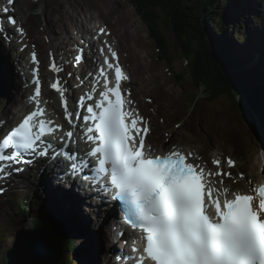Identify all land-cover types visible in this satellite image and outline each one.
I'll return each mask as SVG.
<instances>
[{
  "label": "snow or ice",
  "instance_id": "6c2138e0",
  "mask_svg": "<svg viewBox=\"0 0 264 264\" xmlns=\"http://www.w3.org/2000/svg\"><path fill=\"white\" fill-rule=\"evenodd\" d=\"M8 20L16 23L14 17ZM18 31L23 34L22 28ZM109 51L117 59V53ZM83 59L82 55L75 57L77 62ZM31 60L37 65L32 70L35 89L30 97L36 108L0 140V179L24 170L13 165H30L36 158L49 157L53 146L44 138L62 130L61 125L44 118L46 109L40 106L41 80L35 52ZM104 63L107 69L114 68L115 85L109 86L108 73L101 67L99 75L104 78L105 90L99 92L100 99L86 94L77 101V108L86 107L87 114L71 109L59 80L50 87L59 93L64 119L71 126L60 137L64 142L60 152L77 142L76 118L85 121L83 136L90 145L79 165L74 162L76 153L67 156L72 161L67 171L75 176L78 166L90 168L93 176L84 179L98 183L97 191L114 190L112 199L120 202L124 219L141 233L142 251L133 246V255L117 259L133 264H264V184L255 188L249 184L248 194L232 192L223 186L222 179L232 173L220 168L219 159L212 161L218 168L213 173L193 162L191 152L185 154L175 146L164 155L151 156L145 150L143 134L149 131L146 122L134 109L127 108L131 101L122 98L121 80L128 77L118 62L113 65L105 59ZM49 68L53 72L62 70L55 62ZM86 100L94 103L86 105ZM141 123L145 124L142 129ZM25 155L32 159H23ZM51 158L57 160L59 154L53 150ZM89 158L95 159V165ZM227 165L232 168L235 162L229 158ZM240 176L243 178L242 173ZM212 177L221 179L214 181ZM217 183L221 187H216Z\"/></svg>",
  "mask_w": 264,
  "mask_h": 264
},
{
  "label": "rangeland",
  "instance_id": "374dc122",
  "mask_svg": "<svg viewBox=\"0 0 264 264\" xmlns=\"http://www.w3.org/2000/svg\"><path fill=\"white\" fill-rule=\"evenodd\" d=\"M241 1L242 0H232L230 10H228V13L232 15V18H224V21H221L223 23L222 29L220 28V30H222L223 34L225 35V37H222L220 40L222 47L225 49V51H228L231 56L234 54L235 59L238 61L242 59V54L245 53L244 47L248 44H244V42L240 39H243L247 34L246 39L250 41V32L253 33L256 28L259 29L261 25H264V15L262 11L257 10L258 8L252 4V1L250 2L249 0H244L245 2L249 1L251 7L247 9V12H245L246 14L240 15L243 10L238 12L240 10L237 8L236 4L241 3ZM16 2L17 7L15 12L17 20H20L26 29L28 39L30 40L29 43L33 44L31 47H35L39 51L40 57H43V52L40 51L41 47L44 46L49 49H54L56 57L58 56L62 60L60 67H62L64 70L59 72L66 71L68 73H65V76L67 75V77H65V85L68 84L65 86V92L68 97V101H70V98H72L73 105H75L74 97L76 99L78 96H80L78 89H80V92H86L90 88L89 85L85 83L90 75V73H88V62L84 61L83 63H79L75 60L77 55H83V53L79 52L78 48L82 42L77 39L79 35L76 34L75 24L72 22L74 15L70 14L74 6L77 7L75 16L80 15L78 17L80 20H83V13L87 12L88 8H92L96 21L110 30L108 31V35H111V32H114V36L111 38V40L116 45V50L114 51L118 55L117 61H119L118 63L121 67L122 65H125L127 69L129 68L132 72V76H127L128 78L125 85L123 86L127 93L130 94L133 107L138 109L142 116H144L146 123L150 127L151 134L149 135L147 142L149 143L150 150H152V154H165L172 150L173 146H175V148L179 149L185 154L191 152L193 154L191 158L193 161L201 164L205 168H209L213 173L216 172L218 168L212 163V161L213 159H219L222 161L220 168L225 172L232 173L231 177H222L224 182L223 186L229 188L233 192L246 191V187H249V184L253 186L254 182H258L260 180L259 177L261 175L264 176V117L260 120L261 129L256 127V135L253 129L248 126L246 122H244L238 111L230 104L232 101H229V98L222 97L220 99V105L223 108H220L213 113L204 99H200L202 100L200 103V100L196 102L197 105L194 106L192 111L190 109L188 100L190 93L194 91L192 85H190L189 82H186V84L182 87H176L175 85H172L173 80L176 78L174 75H176L178 72L185 71L184 67L186 64L184 59L179 56L177 60H175V65L172 66L170 71L167 69V67H164L160 64L159 60L156 58L158 52L157 48L153 46V43L148 36L147 29L136 17V15L133 14L134 10L126 2V0H16ZM254 3L257 2L254 0ZM262 3H264V0H262ZM182 4L184 5L185 2H182L181 5ZM234 13L235 15L238 13L239 17L235 18V15H233ZM206 18L210 23H212L211 16ZM217 20H214L213 22L218 23ZM241 24H244L243 26L246 28L241 30V33L238 32L237 28H233L234 30H232L234 25L240 26ZM9 29H11V26ZM97 32L98 31H94L96 34ZM7 33L8 34L6 37L8 38L10 37V32ZM99 33L100 32L97 34L98 36ZM14 37L15 34H13V38ZM53 39H55V41ZM93 39L94 41L96 40L95 38ZM13 42L14 41L12 40V43ZM54 45L58 47L57 50L54 48ZM19 47L20 45H18L16 42L15 48L18 52ZM98 49L101 58L103 55L101 53L102 47L98 45ZM4 50L3 42L1 41L0 65L2 62L3 64L5 63L2 61V55L5 54L3 53ZM19 53L25 57L26 60H28L27 51ZM6 57L10 59L11 65L13 67L11 58L7 54ZM84 59H87V57H84ZM89 59L91 61H95L94 58ZM42 60H44V63L46 62L45 59ZM261 60L264 61V58H261ZM102 62L103 60H101V63ZM249 62L251 61L245 60L240 63L245 65ZM249 66H251V64H249ZM47 73L50 75L49 71H47ZM69 73L71 75H69ZM255 76L258 78L257 81H259V74L256 73ZM263 76L264 75L260 76V88H263L264 90V87H262V85L264 86ZM63 80L64 79H62V82H64ZM47 82L48 80L44 83L46 84ZM5 88L6 90L13 91L12 87L9 88L7 86ZM51 91L52 90L46 91L47 95H45V97H48V99H51L50 97L55 94L54 89L52 92ZM2 96H4V91L0 92V111H2L5 108L4 106L8 104V101L3 99ZM258 96L261 107L257 106V108L262 110L264 113L262 91L258 93ZM21 105L25 106L24 102ZM21 110L22 109H19L18 112L16 110L17 113H13V123L15 122V119L18 117V115L24 113V111ZM221 113L229 117L227 118L226 116L219 115ZM217 115H219V117ZM220 117L224 118L225 121H223ZM9 118L11 119V117ZM227 120H230L231 124L226 123ZM6 121V116L0 117V125L4 124ZM214 121L216 122L217 126L223 127L222 130L215 129L214 125L216 124ZM8 126L10 125L5 126V128ZM230 126L232 129L229 131L228 129ZM5 128H2V130ZM214 130H216L217 133L214 132ZM225 134L227 136H225ZM236 148L238 151H240L239 156H237L236 152L234 151ZM229 158L235 162V166L232 168H229L227 165V159ZM246 158L247 162L244 161ZM238 159L240 161H238ZM45 173L47 178L48 173ZM241 173L243 174V178L240 176ZM26 179L27 177L24 179V181ZM212 179L214 181H219L221 178L212 177ZM33 182V186L38 188L37 192L34 190L26 191L24 187H28L27 185ZM21 185L22 184L20 183V185L14 188L6 198H0V264H3L2 258L4 249L11 244L10 242L13 241L12 238L14 237V231H18V229L14 228V224L22 222L23 216L19 210V207L26 204L24 198L27 194H33L32 202H34L33 206L31 205L29 208L30 213L28 218H31V216L33 217L39 213L37 209H35L39 208V205L49 204L48 202H45L47 199L51 200V205L53 204L51 207H59V201H55L48 194L44 195V192H42L44 191L43 188L38 186V178H33L24 187ZM216 187L219 188L221 185L217 183ZM64 193L65 195H70L66 191H64ZM83 206L85 207L84 204ZM45 211L48 219H50L49 208H46ZM83 211L84 212L79 211L81 217L82 213L87 217L90 215L94 216V213L89 209L85 208ZM102 213L103 212L101 211L99 214L102 216ZM104 218L105 216H102L103 222L100 226L98 224L100 223L98 219L94 220L90 218L88 224L85 225L87 230L84 235L78 239L76 237V240H79L78 246H81L83 249V258L81 260L82 264H92V259H90L89 254L91 253V250L94 252L96 249V238L94 237V234L98 231L96 228H99V231H102V235H104V232L107 231H103L104 226L106 225ZM53 219L58 220V218L55 217H53ZM30 220L31 219L27 220L26 225L31 229L40 226V223L38 225L35 224L32 226ZM14 221L16 223H14ZM59 222L63 224V226L60 225L61 227L68 229L67 225H65L61 219H59ZM79 225L82 226V223ZM83 228L84 227H82V229ZM73 234L75 235L74 232ZM108 236L109 233L107 234L106 238ZM72 239L74 240V238ZM72 239L69 238L68 241L71 242ZM41 242L42 243L33 242L35 247L32 249L35 250L40 245L45 246L47 240ZM102 243L104 244V247L102 250L100 248V257H96V259L94 258L95 264H104V260L107 257V250L109 246L105 240ZM46 246L51 248L48 243H46ZM44 250L46 253H49L50 251L46 247H44ZM99 253H96V256ZM66 258H68V256L62 254V260Z\"/></svg>",
  "mask_w": 264,
  "mask_h": 264
},
{
  "label": "bare ground",
  "instance_id": "6f19581e",
  "mask_svg": "<svg viewBox=\"0 0 264 264\" xmlns=\"http://www.w3.org/2000/svg\"><path fill=\"white\" fill-rule=\"evenodd\" d=\"M204 1L205 2H210L211 4H213L215 6V8H217V11L219 13H221L224 18H227V19L228 18H230V19L232 18V15L228 13L229 12L228 10H230V7H231L232 0H229V1H225V0H204ZM249 1L250 2L252 1V4L255 5V7H257V8H258L259 4H260V6L263 4L262 3V0H255L257 3H254V0H249ZM249 1L248 2H245L244 0H242L241 3L236 4L237 5V8L240 10L238 12H241L243 10V12L240 15L246 14L245 12H247V9L251 7ZM126 2L133 8V10H134V13L133 14L136 15V17L145 26V28L147 29V32L149 33L147 26L144 24V21L141 18V17H144V14L143 13H139L137 11V9L134 8L135 6H134V4L132 2H128L127 0H126ZM185 5H187V4L185 3ZM79 6H81V5H79ZM195 6H197V5H195ZM197 7H199L201 9L200 6H197ZM205 8H206L207 11L209 10V13L210 14L213 13L207 6ZM76 12H77V7H74L73 6V8H72V10L70 12V14H73L74 15V17L72 18V20H73L72 22H74V24H75L76 34L79 35L77 37V39H79L82 42L81 45L78 48L79 49V52L83 53L84 57L94 58L95 61H93L94 62L93 64L96 65L95 62L96 63H99V60H100L99 59L100 58V52H99V49H98V45H100L102 47V51H101V53L103 54L102 56L108 55V53L105 54V51L103 52V47H105L106 44L109 45L108 46V50L109 49L116 50V48H115L116 45L111 40V38L114 36V32H111V35H108V31H110V30H108L105 26H103L102 24L98 23V21H96V18L93 15L92 8H88V11L87 12H84L83 11L84 12L83 13V20H80L78 18L80 15L75 16L76 15L75 14ZM154 15L157 16V17H160L161 12L158 9L154 8ZM233 15H235V13ZM236 17H239L238 13L235 15V18ZM216 18L217 17L215 16L214 17V20ZM5 20H4V22H5ZM238 22H242V21H238ZM231 25H232V23H231ZM263 26L264 25H261V27H259V29L256 28V30L254 32L252 30L253 33L250 32V35H249L250 41L248 39H246L247 38V34H246V36L243 39H240V36H239V39L242 40L244 42V44L248 43L247 44L248 46L247 45L245 46L247 48L244 47L245 53L242 54L243 55L242 56V59L239 60V62H243L245 60L251 61L249 63H246L243 66V67L247 68V69H244L243 71L244 72L245 71L246 72H248V71L250 72L252 79L254 78V80L256 82V86L259 87V91H262V93H263V101H264V90H263V88H260V80H261V77L260 76L261 75H264V72H263V70H264V61L261 60V58H264V28H263ZM7 27H8V31L10 32L9 33L10 34V38H11V41L9 42V44H10V43H12V40L14 41V38L15 37L13 38L12 29H9L10 28V25H7ZM218 27H222L221 24H218ZM233 28H237L238 32H240V33H241V30L246 29L245 26H242V24L240 26L234 25V27H232V30H234ZM101 29H103L104 31L101 32L100 31ZM94 31L100 32L99 33V36L97 35L98 32L96 34V33H94ZM218 31H220V29H213L214 35H217V32ZM150 32H152V31L150 30ZM223 37H225V35H223ZM93 38H95L96 40L94 41ZM19 39L20 38H18V40ZM53 40L55 41V39H53ZM104 40H105L106 44L102 42ZM1 41L2 40H0V42ZM2 42L4 43V41H2ZM34 43H35V40H34ZM38 44H40V43H38ZM14 45H15V43L13 42L12 43V47H14ZM32 45H33L32 43L31 44L29 43V46H32ZM76 45H77V43H76ZM54 48L56 50L58 49V47L56 45H54ZM248 49H249V52H248ZM40 51L43 52L42 53L43 54V57L41 56L39 58V64H41V67H42V69L40 70L42 81L46 82L47 80H49L50 78L52 79L53 77H57L58 78L59 72L57 73V72L49 71L50 75L47 73V71L45 70V67L43 66V61L44 60H42V59H45L46 60V62H45L46 64H47V61L50 64H51V62L52 63L55 62V64L58 66V63L57 62L59 60L58 59L55 60V55H56L55 54V50L54 49H49V48L43 46V47H41V50ZM3 53H5V54L2 55V61H4L5 63L3 64V62H2V64L0 65V92H3L4 91V96H2V98L3 99H6L8 101V104L4 106L5 108L2 111H0V117L1 116H6L7 117V122H5L4 123V126L1 127L0 132L3 131L2 128H5V126H7V125H10V126L13 125V122L12 121H14V119H13L12 116L14 115L13 113L16 112V110H17V112H18L19 109L24 110V108L26 106V103L24 102L25 106H22L21 105L23 103L22 102L23 101V97L25 95H28V93H27L28 88L29 89L32 88V85L28 81V73L25 74L26 64H24V66L22 67L23 70H24L23 74H22L21 71H18V69L15 67L16 68L15 70H17L19 74H22V75L25 74L23 78L19 79L18 76H16L15 71L13 70V67L14 66L12 67L10 59H8L6 57V54H7L6 53V50H4ZM56 53H58V52H56ZM225 53H229V52L228 51H225ZM19 55L21 56L20 53H19ZM21 57H20V59H21ZM231 58L232 59H230V61H229L230 63L233 60H235L234 54L232 55ZM184 61H185V59H184ZM21 62L23 63L24 60L21 59ZM26 62H27V60H26ZM0 63H1V60H0ZM12 63H13V60H12ZM185 64L187 65V62L186 61H185ZM249 64H251V66H249ZM101 66L104 68V66L102 64H101ZM123 66H124V75L125 76H130V75L132 76V72L130 71V69L129 68L127 69V67L125 65H123ZM85 68H86V66H85ZM184 68H186V67H184ZM105 69H107V68H105ZM10 72H12V73H10ZM88 73H90V70L88 71ZM256 73L259 74V81H257L258 78H257V76H255ZM247 76L248 75H246V77ZM66 77H67V75H66ZM109 77H111V76L109 75ZM91 81L94 82L96 80L95 79H91ZM25 82L27 83V85H25ZM109 82H111L110 79H109ZM198 84H199V81L197 79L192 80L191 83H190V85H192V87L194 88V90L196 89V87H197ZM67 85L64 84L63 85V88L65 89V86H67ZM172 85H173V83H172ZM7 86L9 88L12 87L13 91L12 90L11 91L10 90H6L5 87H7ZM99 86L100 85H98L96 88H98ZM262 87H264V86L262 85ZM50 90L53 91L52 88ZM91 90H89V91L90 92H93ZM54 92H55V94L50 97L53 100V103L46 104L47 105L46 106V109L47 110L49 109V111H50V115H51L50 116V120H55V122L54 121L53 122L55 124H57V125H61L62 130H66V132H67L68 130H70L71 126L68 124L67 120L64 119V117L62 118V115L64 116V112H63L61 106H59V101H60L59 98H60V95L56 91H54ZM78 92L80 93V96H85L84 93L80 92V89H78ZM44 93H45V95H47V92L45 90H44ZM68 93H69V91H68ZM14 96H15V98H14ZM221 96L228 98V94L227 95L226 94L225 95H221ZM8 97H10V98H8ZM45 99H48V97H45ZM198 101L199 100H197L196 102H198ZM201 101L202 100H200L199 103ZM68 102H69V105H70L71 109L73 111H77L75 105L72 104V98H70V101H68ZM196 102L192 106H190V109L192 111H193L194 106L197 105ZM75 103H76V101H75ZM209 106H211V103H209ZM9 117H11V119ZM220 118L224 121V118H222V117H220ZM76 119H78V118H76ZM214 120H215V118H214ZM214 123L216 124L215 121H214ZM214 126H215V129L216 130H220V129L222 130V128H223L222 126H217V124L214 125ZM231 129H232V127L230 126L228 130L230 131ZM62 130L59 131L60 135L63 134ZM216 130H214V132L217 133ZM225 136H227V135L225 134ZM60 144L61 143H58V145H60ZM221 165H222V161H221ZM45 175H46V173H43V174H41L39 176L37 174H35L34 178L35 177L38 178V186L41 187V188H43L44 191H42V192H44V195L45 194H48L55 201H57V202L59 201L58 202L59 203V207H56V206L51 207L53 204L51 205V200L50 199L49 200L47 199V200H45V202H48L50 205L49 204H43V205L41 204V205H39V208H35L39 212V213H37V215H35L33 217L31 216V218L29 217V218H27L25 220L23 218L22 219V222L17 223V224H14L15 225L14 228L15 229H18V231L22 235H28L29 233L32 232V229L29 226L26 225L27 220L28 219H31L30 221L32 223V226H34L35 225V222H38V221H39V223L40 222H47L49 219H48V217L46 215L45 209L46 208H49V212H50L49 218L52 220V223H54L57 226H59V224L63 226V224L59 222V219H61L62 222L65 225H67V228H68V229H65L63 227H59V228L56 227L55 228V229L58 228V232H59V234L61 236L60 237V239H61V247H62L63 244H70L71 243V244H73L76 247L82 248L81 246H78L79 245V242H78L79 240H75V239L73 240L72 238L77 237V239H78V237H81V235L86 232L87 229H86L85 225L88 224L90 218L91 219H94V220H97L98 219V221H100V223H98L99 226H100L101 223L103 222V220H102V216L99 213L101 211H103V212L106 211L105 208H104L105 205L104 204H101V203L93 204L92 202L95 201L94 200L95 198L93 199L92 197H88L85 194L75 193V194H73V196L62 195V194H60L62 192L59 191V190H63V188H61V186L65 187L66 185L64 183H62V182H58L53 177V175L51 173H48V176L52 179V181H54L56 183V184L53 183L54 184V187H55V190H53V188L50 185L51 182L45 180L46 179V176ZM32 176H33V174H30L29 173L28 178L25 181L21 182V184H22L21 186L24 187L29 181H31L33 179ZM257 176H258V174H257ZM259 178H260V180L258 182H262L264 180V176L263 175H261ZM258 182L256 183L255 187L257 186ZM57 184L60 185V186H58ZM33 185H34V182L31 183V184H29V185H27L30 188L29 187H24V188H25L26 191L27 190H34L35 192H37L38 188H35ZM26 191H24V192H26ZM58 191L60 193H58ZM243 193H245V192H243ZM246 193L247 194L249 193V189H248V192H246ZM27 200H28V198H27ZM83 204L85 205V207L83 206ZM85 208L91 210L94 213V216H91L90 215V216L87 217L86 215H84L82 213V217H81L79 211L84 212L83 209H85ZM109 208H110V206H109ZM65 214H66V216H65ZM53 217L58 218V220H54ZM33 219H35V220H33ZM67 219L68 220H72L74 222L73 228L77 231V232H74V233H75V235H78V236H75V235H73V234L70 233L69 226H68V222H66ZM114 220H115V217H113V220L112 221H114ZM14 223H16V222L14 221ZM80 223H82V226L79 225ZM2 226H4V225H2ZM82 227H84V228L82 229ZM110 227H111V223L109 221H106V225L104 226L103 231L107 230L109 232L105 231L104 232V235H102V231H99L100 230L99 228H96L99 231V233L97 231V233L94 234V237L96 238V249L94 248L95 249L94 252L91 250V253L89 254L90 259H92V264H95L96 257L97 258L100 257L99 256L100 255L99 252L104 247V244L102 242L104 240L107 241V242L108 241L110 242V239L109 238H106L107 234L108 233H111V231H112V229ZM68 230H69V232H68ZM103 236L105 237V239H104ZM69 238L72 239L71 242L68 241ZM32 239H33V241L38 242V243H41V241H43V238L39 237V234L32 236ZM50 242H51V240H47V243L48 244ZM100 248H101V250H100ZM60 251H62V254H64L63 248H60ZM127 251L130 252V250H127ZM96 253H99V254H97V256H96ZM66 256H68V258H69V255L66 254ZM82 256H83V252H82ZM68 258H66V259H68ZM111 259H112V257H110V259L108 260V262L105 260L106 261V264H112ZM93 261H94V263H93ZM74 264H77V261H75Z\"/></svg>",
  "mask_w": 264,
  "mask_h": 264
},
{
  "label": "trees",
  "instance_id": "16d2710c",
  "mask_svg": "<svg viewBox=\"0 0 264 264\" xmlns=\"http://www.w3.org/2000/svg\"><path fill=\"white\" fill-rule=\"evenodd\" d=\"M127 1L132 2L139 13L144 14V17L141 18L148 28V36L153 46L157 48L156 58L160 64L170 71L179 56L187 62L185 71L174 75L176 78L173 80V85L182 87L186 82L191 83L195 79L199 81L196 89L189 95L190 106L197 100L204 99L208 106L211 103L209 107L213 113L221 107V95L228 94L229 100L232 101L230 104L239 113L243 111L239 102L240 100L244 101L251 108V118L254 125L258 122L261 127L259 121L264 117V113L255 107V105L260 107L258 99L260 91L250 72L243 71L247 69L243 67V64L236 59L231 62L232 64L229 62L232 56L225 53V49L220 43L224 35L223 31L220 30L217 35H214L213 29H222V27H218V24L222 26L221 21H224V17L213 4L204 0ZM182 2L187 5H181ZM195 5L200 6L201 9ZM206 6L213 12L212 14L206 10ZM154 8L161 12L160 17L154 15ZM209 16L212 17V23L206 18ZM213 16L217 17L215 20L218 19V23L213 22ZM246 75L248 76L246 77ZM234 151L240 155L237 148ZM33 203L30 202L26 207L20 208L24 220L29 215L28 206H33ZM66 222H68L71 234L77 232L73 228L74 222L72 220L67 219ZM35 224L38 225L39 221ZM74 239L76 240V237ZM62 248L64 254L69 255V258L63 259L59 264H74L75 260L77 264H82V248L71 243L63 244ZM2 259L3 264H5V257Z\"/></svg>",
  "mask_w": 264,
  "mask_h": 264
},
{
  "label": "water",
  "instance_id": "95a60500",
  "mask_svg": "<svg viewBox=\"0 0 264 264\" xmlns=\"http://www.w3.org/2000/svg\"><path fill=\"white\" fill-rule=\"evenodd\" d=\"M239 104L243 111L238 113L241 115L244 122H246V124H248V126H250L257 135L256 127L259 129L261 128L258 125V122L254 125L251 118V108L242 100H240ZM255 107L257 108V105H255ZM220 108L223 107L221 106ZM219 115L226 116L227 118L229 117L223 113ZM226 123L231 124V121L227 120ZM39 225L40 226L32 229V232L28 235H22L17 230L14 231V237L12 238L13 241L10 242L11 244L3 251V257H5L6 260L5 264H59L62 261V251H60V248H62L60 239L61 236L58 232V228L61 227L60 224L57 226L49 219L47 222H40ZM56 227L58 228L55 229ZM37 234H39V237L43 238V241L51 240L49 243L51 248L46 246V242L45 246L40 245L35 250L32 249L35 247L33 244L35 241H33L32 236ZM44 247L50 250L49 253H46Z\"/></svg>",
  "mask_w": 264,
  "mask_h": 264
}]
</instances>
